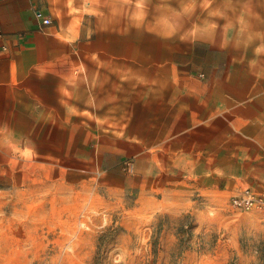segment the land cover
<instances>
[{"label":"rangeland","instance_id":"374dc122","mask_svg":"<svg viewBox=\"0 0 264 264\" xmlns=\"http://www.w3.org/2000/svg\"><path fill=\"white\" fill-rule=\"evenodd\" d=\"M40 1L42 39L0 67V264H264L261 212L141 199V131L108 112L143 107L140 80L264 89V0ZM115 76L133 82L118 103Z\"/></svg>","mask_w":264,"mask_h":264},{"label":"crops","instance_id":"0c3cea01","mask_svg":"<svg viewBox=\"0 0 264 264\" xmlns=\"http://www.w3.org/2000/svg\"><path fill=\"white\" fill-rule=\"evenodd\" d=\"M45 11L40 0H0V67L11 69L14 55L42 39L35 14ZM70 74L83 91L78 69ZM161 79L140 80L141 92L149 91L143 107L108 108L132 115L129 128L141 131L132 150L142 168L141 199L171 218H199L243 189L264 191V89L228 72L219 88L180 75ZM132 88L130 76H115L108 97L118 103Z\"/></svg>","mask_w":264,"mask_h":264},{"label":"built area","instance_id":"2783aa9c","mask_svg":"<svg viewBox=\"0 0 264 264\" xmlns=\"http://www.w3.org/2000/svg\"><path fill=\"white\" fill-rule=\"evenodd\" d=\"M35 16L39 27H46L51 24V20L49 18H42L40 12L36 13ZM229 205L237 212L249 213L258 211L264 214V191L257 192L250 188L243 189L231 197Z\"/></svg>","mask_w":264,"mask_h":264}]
</instances>
